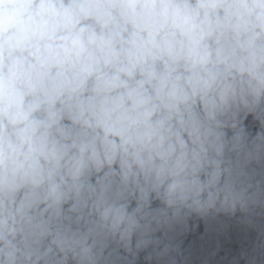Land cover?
Returning a JSON list of instances; mask_svg holds the SVG:
<instances>
[{
	"label": "clouds",
	"instance_id": "clouds-1",
	"mask_svg": "<svg viewBox=\"0 0 264 264\" xmlns=\"http://www.w3.org/2000/svg\"><path fill=\"white\" fill-rule=\"evenodd\" d=\"M0 264H264V0H0Z\"/></svg>",
	"mask_w": 264,
	"mask_h": 264
}]
</instances>
